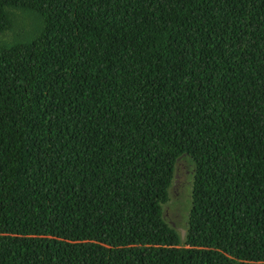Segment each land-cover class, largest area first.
<instances>
[{
	"label": "trees",
	"instance_id": "obj_1",
	"mask_svg": "<svg viewBox=\"0 0 264 264\" xmlns=\"http://www.w3.org/2000/svg\"><path fill=\"white\" fill-rule=\"evenodd\" d=\"M0 264H264V0H0Z\"/></svg>",
	"mask_w": 264,
	"mask_h": 264
},
{
	"label": "rangeland",
	"instance_id": "obj_2",
	"mask_svg": "<svg viewBox=\"0 0 264 264\" xmlns=\"http://www.w3.org/2000/svg\"><path fill=\"white\" fill-rule=\"evenodd\" d=\"M174 169L173 178L168 187V200L162 206L163 215L171 224L180 228L182 219L185 221L187 208L189 205V180L187 175V166L180 160ZM176 174V178H175Z\"/></svg>",
	"mask_w": 264,
	"mask_h": 264
},
{
	"label": "water",
	"instance_id": "obj_3",
	"mask_svg": "<svg viewBox=\"0 0 264 264\" xmlns=\"http://www.w3.org/2000/svg\"><path fill=\"white\" fill-rule=\"evenodd\" d=\"M175 178H176V174H175ZM179 230H180V234L182 235L183 234V228H179Z\"/></svg>",
	"mask_w": 264,
	"mask_h": 264
}]
</instances>
